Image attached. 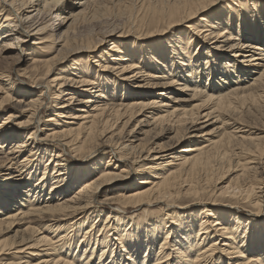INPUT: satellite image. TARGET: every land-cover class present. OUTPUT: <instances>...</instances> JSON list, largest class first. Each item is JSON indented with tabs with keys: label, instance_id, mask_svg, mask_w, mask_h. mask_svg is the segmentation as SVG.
Here are the masks:
<instances>
[{
	"label": "bare ground",
	"instance_id": "1",
	"mask_svg": "<svg viewBox=\"0 0 264 264\" xmlns=\"http://www.w3.org/2000/svg\"><path fill=\"white\" fill-rule=\"evenodd\" d=\"M109 4L0 0V264H264V0Z\"/></svg>",
	"mask_w": 264,
	"mask_h": 264
},
{
	"label": "rangeland",
	"instance_id": "2",
	"mask_svg": "<svg viewBox=\"0 0 264 264\" xmlns=\"http://www.w3.org/2000/svg\"><path fill=\"white\" fill-rule=\"evenodd\" d=\"M115 3H114V2ZM117 1V2H116ZM119 1L121 3H119ZM110 0V4H109V9L106 12H102V13H99L97 19H94V20H91V22H88L85 26H84V30L86 31V29H90L92 31V33L94 32V35L96 34H99L101 33L102 35L109 32V33H113L114 35H116V37L113 39H108L105 41L104 43V47L105 48H109L110 45L114 42H117L119 40L120 43L122 42H125L124 40V37L127 38L129 37L130 35H135V33H137L136 31L137 30H145L144 27H139L137 20L134 21V19L130 16V14L127 12H125L123 8V5L127 2L128 4H134L135 7H139V9L137 10H141L140 8L144 7L145 5H147L149 2H152V1H155V0ZM113 4V5H112ZM113 6V8H112ZM120 6L122 8H120ZM148 6V5H147ZM146 6V7H147ZM136 9V8H135ZM147 8H145L143 11H140V15H136L135 17H140L142 15V13H144V11L147 12L146 10ZM215 9V8H214ZM213 9V10H214ZM124 10V11H123ZM145 12V13H146ZM144 13V14H145ZM257 10L253 11L249 17H252L254 18V16L257 14ZM51 18H47V21L50 20ZM54 21H52L51 24H53ZM57 25V24H56ZM96 28V29H95ZM94 29V31H93ZM87 30V31H88ZM115 31V32H113ZM148 32H144L142 34H146ZM31 42H33V39L30 40ZM28 46V45H27ZM21 54V52H20ZM84 55H82V58L80 57V55H77V56H72V57H69L67 60H65L64 62H62V65L59 64L57 66V68H59V66L63 69L65 67H67V65L69 66L70 64L73 63V61H78V60H84ZM4 58L0 59V70L1 71H12L13 72V77L11 78V80L13 81H16V83H19V82H24V83H30L31 80L27 77H29V75L27 77H23L21 76L22 72L24 71V69L26 68H29L31 63L32 62H29V58L27 56H19V52H17L16 49H11L9 50V52L7 53V56H3ZM8 57V58H7ZM20 58H22L21 62L20 63ZM24 59V60H23ZM26 59V60H25ZM18 60V61H17ZM17 61V62H16ZM24 61V62H23ZM28 61V62H27ZM11 68L14 70H11ZM20 80V81H19ZM13 81V82H14ZM23 86V85H22ZM16 98L18 97L17 95H14ZM48 102L50 103V105H52L50 100H48ZM49 105V104H48ZM245 109V108H244ZM10 110H7L6 112H1L0 111V120L1 119H5V117H7V115L10 114L9 112ZM42 119L44 120H48L49 119V115H50V109H49V106H45L44 109L42 110ZM75 113H79V112H75ZM28 117V116H26ZM24 117L22 118L20 121L18 122H23L25 120H27V118ZM20 119V118H19ZM255 119H251L249 120V122L251 123H246V126H250L252 128H254V126L256 127L257 125H255ZM203 122V121H201ZM200 122V123H201ZM55 123V122H54ZM249 124V125H248ZM254 124V125H253ZM253 125V126H252ZM259 126V125H258ZM257 126V127H258ZM260 129V127L258 128ZM146 130V129H145ZM154 142H157V144H163V143H166L168 142V138L167 136H163V137H159V138H156L155 140H153ZM189 144H184L182 147L186 148L188 147ZM102 152H100V155H101ZM69 157H71V155L69 154ZM71 159H73L71 157ZM218 163V161H217ZM216 163V164H217ZM81 165V164H80ZM79 166V164L77 163L76 167ZM264 174V172H262ZM230 175V176H229ZM231 175L232 174H228L226 175V185H227V182L229 181V179L231 178ZM133 179V178H132ZM124 184H127V182H121L119 183L118 186L116 187H120ZM107 194V191L102 193V197L103 195ZM101 199V198H100ZM133 212V211H132ZM13 253V251H12Z\"/></svg>",
	"mask_w": 264,
	"mask_h": 264
}]
</instances>
